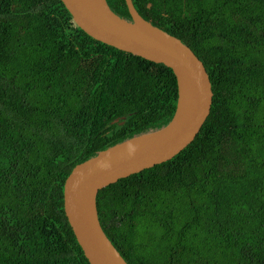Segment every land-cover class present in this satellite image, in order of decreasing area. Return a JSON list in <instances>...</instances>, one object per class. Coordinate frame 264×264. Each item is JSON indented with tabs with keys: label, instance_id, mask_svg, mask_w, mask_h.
<instances>
[{
	"label": "trees",
	"instance_id": "1",
	"mask_svg": "<svg viewBox=\"0 0 264 264\" xmlns=\"http://www.w3.org/2000/svg\"><path fill=\"white\" fill-rule=\"evenodd\" d=\"M131 1L203 63L213 97L188 147L99 191L104 234L127 264H264V0ZM176 100L170 69L91 39L59 0H0V264H88L66 178L167 125Z\"/></svg>",
	"mask_w": 264,
	"mask_h": 264
},
{
	"label": "water",
	"instance_id": "2",
	"mask_svg": "<svg viewBox=\"0 0 264 264\" xmlns=\"http://www.w3.org/2000/svg\"><path fill=\"white\" fill-rule=\"evenodd\" d=\"M59 1L73 26L91 39L163 65L175 77L176 106L167 125L98 152L76 165L63 185L64 215L88 264H127L100 226L97 195L121 179L170 161L194 141L210 113V80L191 49L144 20L131 0H124L130 20L114 14L106 0Z\"/></svg>",
	"mask_w": 264,
	"mask_h": 264
}]
</instances>
